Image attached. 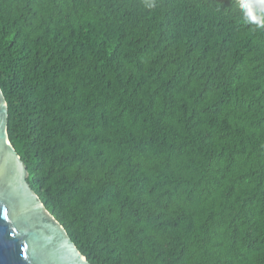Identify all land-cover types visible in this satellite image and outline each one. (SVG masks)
I'll list each match as a JSON object with an SVG mask.
<instances>
[{
  "label": "trees",
  "instance_id": "obj_1",
  "mask_svg": "<svg viewBox=\"0 0 264 264\" xmlns=\"http://www.w3.org/2000/svg\"><path fill=\"white\" fill-rule=\"evenodd\" d=\"M0 88L90 264H264L261 0H0Z\"/></svg>",
  "mask_w": 264,
  "mask_h": 264
},
{
  "label": "water",
  "instance_id": "obj_2",
  "mask_svg": "<svg viewBox=\"0 0 264 264\" xmlns=\"http://www.w3.org/2000/svg\"><path fill=\"white\" fill-rule=\"evenodd\" d=\"M0 88V264H90L30 187Z\"/></svg>",
  "mask_w": 264,
  "mask_h": 264
},
{
  "label": "snow or ice",
  "instance_id": "obj_3",
  "mask_svg": "<svg viewBox=\"0 0 264 264\" xmlns=\"http://www.w3.org/2000/svg\"><path fill=\"white\" fill-rule=\"evenodd\" d=\"M262 3H264V0H261ZM251 15V13H249Z\"/></svg>",
  "mask_w": 264,
  "mask_h": 264
}]
</instances>
